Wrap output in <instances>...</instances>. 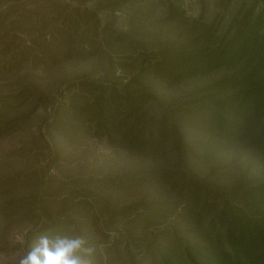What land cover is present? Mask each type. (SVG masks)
<instances>
[{
	"label": "rangeland",
	"instance_id": "1",
	"mask_svg": "<svg viewBox=\"0 0 264 264\" xmlns=\"http://www.w3.org/2000/svg\"><path fill=\"white\" fill-rule=\"evenodd\" d=\"M54 1L0 0V13L7 10L2 15L6 23L21 22L29 13L49 9L46 5ZM57 1L58 7L77 9V14H95L89 17V34L81 51H64L53 59L38 52L34 64L23 62L0 76V96L10 100L0 106V116L19 121L0 133V206L6 207L0 210V264H28L42 246V239L32 241L34 248L25 255L29 232L60 211L72 220L67 230L96 238L95 249L99 233L111 230L108 236L113 237L123 230L125 242L115 252L97 246L101 264H146L139 261L143 249L136 245L149 243L158 229L168 231L172 241L181 238V249L199 241L206 246L204 231L197 230L194 222V205L203 204L191 199V187L173 189L175 178H182L180 173L186 168L196 176L195 187L204 190L200 199L209 197L214 202L204 208L202 217H214L228 198L236 213L241 215V210L248 219H259L254 255L259 258L256 264H264V138L258 141L264 129V104L250 110L242 129L232 136L218 132L216 125L213 130L210 124L189 126L184 115L197 107L205 112L214 109L204 97L213 96L219 104L216 109L222 111L232 102L227 97L246 93L250 70L257 69V60L264 55V43L251 39L255 34L247 32L241 19L248 16L253 0H156L148 12H138L139 6L146 5L143 0H101L102 6L100 0ZM111 4L114 8H109ZM259 9L250 16L251 23ZM239 26L244 29L241 40L249 35L246 52L196 73L185 65L178 72L181 76H175L177 71L172 70L183 53L213 51L231 41ZM19 36L26 41L36 39L33 32ZM229 77L237 81L229 82ZM32 86L34 91L25 89ZM31 93L29 100L24 98ZM126 93L141 95L138 104L121 112L126 114L119 116L121 126L101 127V112L109 113L108 104L112 110L117 95ZM93 101L95 106L90 105ZM36 102L41 105L32 110ZM242 111L237 108L231 114L242 122ZM142 118L148 125L163 120L165 132L155 130L153 139L136 144L130 128ZM146 133L140 136L146 138ZM248 188L256 189L252 199L241 196ZM140 203L148 217L158 212L157 205L168 217L159 226L139 225L137 220L105 225V221L110 223L107 212L138 209ZM175 205V212L170 211ZM129 213L127 219L133 215Z\"/></svg>",
	"mask_w": 264,
	"mask_h": 264
},
{
	"label": "trees",
	"instance_id": "2",
	"mask_svg": "<svg viewBox=\"0 0 264 264\" xmlns=\"http://www.w3.org/2000/svg\"><path fill=\"white\" fill-rule=\"evenodd\" d=\"M17 1V0H16ZM57 1V0H56ZM53 4H48L46 7L49 9L42 7L41 12H32L29 13L26 17H23V20L19 22L18 20H12L6 23L4 21L5 16H2L7 10H3L0 14V76H4L5 74H9L12 72V69L15 66H19L23 62H30L31 64L37 60L39 56L37 53H47L48 57L53 59L59 57L66 51V53H70L71 51L79 52L82 50V47L85 43V36L89 34V17L90 15H94L95 12L91 11L89 13V17L84 12L83 14H77L79 11L73 8L67 7H58L56 4L58 1ZM142 1V0H137ZM146 5L139 6L138 12L143 10L144 12H148L152 10L155 5L156 0H143ZM54 5V6H53ZM100 5L102 6L103 3ZM151 5V6H149ZM1 6V4H0ZM151 7V8H150ZM260 7L259 12L255 19L250 21V16H252L256 10ZM101 7V9H103ZM109 8H114V4H111ZM150 8V9H149ZM96 10V7L95 9ZM78 11V12H77ZM77 12V13H75ZM249 12L248 16L245 14L243 18V23L247 26L252 35L255 36L251 39L255 41L257 39V43H264V31L258 34V31L264 30V0H253L252 6L247 11ZM3 17V19L1 18ZM80 16V17H77ZM33 17V18H32ZM84 19V20H83ZM83 21L84 23H82ZM238 22V21H237ZM244 29L239 26L238 31L234 33V38L226 44H222V46L210 52H194L189 55L181 56L180 60H178V66L172 71H177L176 77H180L181 73L178 72L185 67V65H190L191 69H194L193 72H197L199 69L209 70L212 68V65L219 64L223 59H227L228 57L233 58L236 57L235 54L244 53L250 47L247 45V39L249 35L243 40ZM33 32L36 39H32L31 41L27 38V41L23 39V37L19 36V33H23V35L29 34ZM48 37L46 41V37ZM251 36V35H250ZM88 37V36H87ZM25 38V37H24ZM18 40L19 42H17ZM76 42H78L76 44ZM43 45L44 50H40V46ZM38 49V51H37ZM47 49V50H45ZM254 49V48H253ZM252 49V50H253ZM22 56L19 61V57ZM9 55V56H8ZM183 56H185L183 58ZM240 57V56H239ZM258 65L257 69L250 70V76H248V80L246 83H249L250 86L246 88V93L241 97L238 93H233L232 96L226 99L231 100L232 102L229 104L230 107L227 109L223 107L222 111H218L216 106L219 104L214 101V97H204V100H209L214 104V109H208L206 112L201 107H197L196 109H188L185 115L186 123L192 126L204 127V125H209L211 129H214V125L217 126L218 132L220 133H228L229 136H232L234 133H238L246 120L250 117V110L256 109L259 105L264 104V75L262 74L264 70V55H261L257 60ZM34 64V63H33ZM163 65V61L159 63V65ZM14 65V66H13ZM262 76H259L260 73ZM174 73V72H171ZM172 75V74H168ZM232 83L237 81L235 77H229ZM256 79V80H255ZM222 82V81H221ZM223 84H226L224 81ZM252 84V85H251ZM25 89H29L30 91H34V87H25ZM24 90L19 92V96H22ZM34 93L31 95L24 96L25 99H30ZM18 95V94H15ZM10 97H17V96ZM253 95V97H252ZM241 97V101L238 105L235 104L238 97ZM252 97V98H250ZM141 98V95L134 97L132 94L126 93V95H117V99L113 101L115 103L114 108L111 110L110 104H108L109 113L101 112V121L99 125L105 129L110 130L109 124L120 125L119 116L126 115L121 112H125L126 110L132 108L137 103V100ZM79 99L84 102L83 97L79 96ZM212 100V101H211ZM9 99L4 96H0V106H5ZM140 101V100H139ZM5 102V103H4ZM12 102V101H11ZM10 103V102H9ZM90 104V103H89ZM138 104V103H137ZM136 104V105H137ZM40 102L34 103L32 110H37L40 106ZM91 106H95V101H93ZM240 108L243 111L241 112V116L243 117L242 122L239 118L234 117L231 113L234 112V109ZM233 109V110H232ZM76 111H80L76 109ZM195 115H198V118H195ZM224 115V116H223ZM125 118V116H124ZM140 124H135L130 128L131 136L137 139L138 142L136 144H141L144 142V139L150 141V139L154 138L153 131L155 134V130L157 133L163 134L165 132V122L161 120L157 124L148 125V120L140 119ZM19 121L17 120L16 123ZM116 122V124H115ZM15 121L8 119L5 120L2 116H0V133H2L6 129H11L16 125ZM189 125V126H190ZM212 125V126H211ZM117 126V127H118ZM121 126V125H120ZM148 129H153L152 131L147 132ZM164 131V132H163ZM140 132L143 134L146 133V138L140 136ZM264 138V129L261 132V138H259V142L261 143ZM184 161H186V165L188 166L187 159L185 158V154H182ZM180 175L182 178H175L174 190L177 192L180 188L188 190V188H192L193 191L190 194L191 199H197V202H201L203 206L194 205V209L196 211V220L194 221L197 226L196 229H203V237L207 241L206 246H202V243L197 242L193 247L187 246L181 249L183 246V241L179 238V241L172 239H168V236L165 229H158L153 236V239L146 245H136L142 247V256L140 258V262L148 261L146 264H256L258 259L255 254L256 248V237L259 234V230H257V226L261 224V222L256 219V217L247 218L241 210H238L241 215L236 213L237 209H234L230 204L231 200L228 198L224 202L221 210L216 212V215L211 218L202 217V211L206 208L214 206V202L208 197L200 199L201 191H204L198 185L195 187V177L192 174L191 169L186 168L184 171H181ZM178 176V175H177ZM255 188H248L246 192H244L241 196H250L253 198L255 193ZM240 200L238 197L235 198ZM250 203V202H249ZM247 203V205L249 204ZM141 208L129 209L127 211L126 208L121 207L116 209V212L108 213L106 219L110 222L105 221V225H113L115 223H122L127 221V223H133V221L137 220L140 224L146 225L152 223L153 226L158 225L162 219L167 218L166 214H161L160 207L157 205L159 209L158 212L155 211L151 216H147L143 213L142 209L145 210L143 204H139ZM205 208V209H204ZM1 209H6L5 204L0 206ZM140 209V210H139ZM151 209V208H150ZM190 207H187L189 211ZM148 210V208H147ZM176 205L171 207L170 211L175 212ZM193 210V207L191 208ZM160 211V212H159ZM169 211V212H170ZM133 214L131 218H126L127 213ZM168 212V211H167ZM66 213V212H65ZM64 212L60 211L56 213L53 218L47 220V222L41 224L38 229L35 231L29 232L27 237V242L24 245L25 255L30 253L33 246L30 247L32 241L37 242L40 239H50L51 241H56L58 238H67L68 239H76L80 238L84 241L83 248L77 253L82 259H86L91 261V264L102 263V258L100 257L99 252L97 251V246L102 245L107 253L115 252L118 247L121 246L124 238L123 230L120 231L119 235H113V237L108 236V232L99 233L100 240L96 243V249L92 246L93 242H95L96 238H83L82 235L79 234L76 230H67L69 227L68 223H71L72 220L63 217L65 215ZM156 214V215H155ZM115 217H118L115 220ZM116 222H115V221ZM165 220V219H164ZM218 221V225L215 223ZM101 231V230H100ZM104 231V230H103ZM115 231V230H113ZM165 232V233H164ZM70 234V235H67ZM165 234V235H164ZM159 236V237H158ZM261 235H259L260 237ZM122 238V239H121ZM261 239V237H260ZM128 241V238H126ZM126 241V242H127ZM138 243L142 241L138 240ZM37 244V243H35ZM254 251V253H253ZM262 256H264V251L262 252ZM253 255V257H251ZM23 264V262L21 263Z\"/></svg>",
	"mask_w": 264,
	"mask_h": 264
},
{
	"label": "clouds",
	"instance_id": "3",
	"mask_svg": "<svg viewBox=\"0 0 264 264\" xmlns=\"http://www.w3.org/2000/svg\"><path fill=\"white\" fill-rule=\"evenodd\" d=\"M41 245L28 264H91V261L77 255L84 245L80 238H58L54 242L44 238Z\"/></svg>",
	"mask_w": 264,
	"mask_h": 264
}]
</instances>
